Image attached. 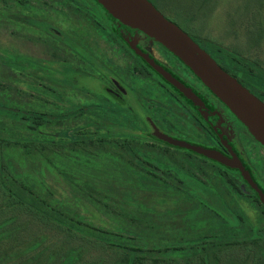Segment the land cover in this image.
<instances>
[{"label":"rangeland","instance_id":"1","mask_svg":"<svg viewBox=\"0 0 264 264\" xmlns=\"http://www.w3.org/2000/svg\"><path fill=\"white\" fill-rule=\"evenodd\" d=\"M156 2L169 20L187 31L186 26L190 27V31L198 34L204 43L218 45L238 53L254 54L264 65V0H156ZM23 3L49 12L55 20L68 17L82 25L78 17L72 15L70 7L54 0H0V15L10 14L8 19L0 16V101L30 113L50 112L54 108L71 110L70 108L75 107L72 104L93 105L95 90L93 80L88 78L87 74L65 73L58 68L49 79L41 74L19 75L16 72L15 63L30 65L33 70L39 67L38 62L31 58H22L20 54L14 57L19 49L28 56L39 55L37 53L39 50L33 49L28 43L29 37L37 35L35 27L30 28L31 22L28 20L22 19L25 21L22 25L17 19L14 20L15 14L22 10ZM57 13L61 17H58ZM184 15L190 20L189 24H185ZM58 44L60 47V42ZM111 55L113 65L124 67L125 60L119 57L117 52L113 51ZM73 61L70 59V62ZM30 86L62 95L63 100L58 101L50 95L40 94L39 90L30 89ZM141 96L139 100L144 102ZM66 97L71 101L69 104L66 103ZM98 97L104 100L102 95ZM143 102L142 107H147ZM66 130L71 136L76 137H93L105 132L110 135L124 133L121 129L113 132L99 129L96 116L87 113L77 118L53 120L43 125L40 132L48 139L51 137L52 143L28 147L21 142L11 143L0 147V155L18 166L22 175L20 181L34 187L39 199L42 200L44 195L49 196L47 203L50 205L49 209H52L51 212L68 224H78L80 228L91 230L99 239L105 237L115 241L121 240L120 238L129 241L128 239H132L129 234L135 236L142 228H154L153 234H146L141 239V246L147 248L178 246L191 239V235L184 229L182 217L167 213L175 204L151 205L155 211L149 213L140 205V202L145 204L148 200L138 196L133 199L114 192L112 189H122L132 195L131 192L136 186L131 176L123 171H137L149 175L147 172L149 170L159 178L176 183L180 188H188L218 207L213 193L198 182V180L206 182L208 177L216 172V168L202 159L192 157L195 165L192 166L176 150L149 140L135 141L121 136H110L105 141L96 138L92 142L75 144L67 138L60 137ZM27 133L20 117H11L0 112L1 135L15 134L19 137ZM134 147H139L141 151H147L158 158L163 167L148 164L145 165L146 168L137 166L129 156L132 152L130 149ZM175 170L190 172L197 180L181 172L179 175L183 179L181 184ZM254 203L255 207L245 201L242 202L243 210L253 223L261 211L260 206ZM59 212L62 214H58ZM147 218H151V221L149 222ZM26 235L20 244L19 249H22L20 252L35 255L48 253L51 260L60 254L68 255L73 246L72 243L67 244L62 249L61 245L56 244L63 239L62 233L53 232V235H50L48 232L36 231ZM183 245L182 247L185 246ZM252 247L257 251L264 248V240H260L259 247L255 245ZM117 253L115 248L97 245L95 251L87 253L83 261L86 264H112L118 260ZM235 254L236 256L232 258L226 257L223 264L253 263V250L248 256H243V245L236 248Z\"/></svg>","mask_w":264,"mask_h":264},{"label":"flooded vegetation","instance_id":"2","mask_svg":"<svg viewBox=\"0 0 264 264\" xmlns=\"http://www.w3.org/2000/svg\"><path fill=\"white\" fill-rule=\"evenodd\" d=\"M54 1L70 7L72 15L78 17L82 25L68 17L55 20L49 12L23 3L22 10L15 14L14 20L17 19L21 25L25 24L24 20H28L31 22L29 27H35L37 35L29 37L28 43L33 49L39 50L36 51L39 55L28 56L19 49L14 57L20 54L22 58H31L38 62L39 67L33 70L30 65L15 63V70L19 75L41 74L51 79L50 76L58 68L65 73L87 74L88 78L93 80L95 106L116 105L136 114L142 122L144 135L156 144L170 146L154 140L153 135L160 132L178 141L216 150L228 159L232 158L233 150L264 192V147L178 59L144 33L121 24L95 0ZM8 15L10 14L2 13L0 16L8 19ZM56 15L61 17L59 13ZM184 19L185 24L190 23L185 15ZM186 28L188 31L182 29L226 72L264 102V65L260 58L254 54L238 53L204 43L198 34L190 31V27ZM112 50L125 60L124 67L113 65ZM137 50L147 54L181 82L192 92L195 99H190L158 74ZM70 59L74 61L70 62ZM30 87L36 91L41 89ZM99 95H102L104 100H100ZM140 95L147 104L145 108L141 104L143 101L139 100ZM70 102L66 97V103ZM170 147L176 151L191 153L200 159H207L186 149ZM240 176L242 177L241 174ZM243 181L246 183L244 179ZM247 186L254 192L248 184ZM246 191L255 201L251 192ZM256 197L262 205L257 194Z\"/></svg>","mask_w":264,"mask_h":264},{"label":"trees","instance_id":"3","mask_svg":"<svg viewBox=\"0 0 264 264\" xmlns=\"http://www.w3.org/2000/svg\"><path fill=\"white\" fill-rule=\"evenodd\" d=\"M149 1L157 9L162 10L156 0ZM39 93L50 95L58 101L63 100L62 95H55L54 92H47L45 89H40ZM72 106L75 107L70 108L71 110L66 108L67 112H64L66 109L54 108L50 112L30 113L0 101V112L11 117H20L25 131L28 132L27 135H19V137L15 134L8 136L0 134V147L20 142L26 147L52 143L51 137L48 139L41 134L40 128L43 125L53 120L64 121L87 113L96 116L99 129L112 132L121 129L124 133L110 135L105 132L93 137H76L71 136L66 130L60 137L67 138L75 144L92 142L96 138L105 141L110 136H121L135 141L149 140L144 135L140 118L125 108L107 104L96 106L94 104L77 106L72 104ZM127 130L130 132H126ZM165 147L172 149L170 146ZM132 149H130L132 152L129 156L137 166L146 168L145 165L148 164L158 168L163 167L161 161L149 152L141 151L139 147ZM177 152L183 155L187 163L195 166L191 160L195 157L193 154L180 150ZM202 160L216 168V172L213 176H209L206 182L200 180L198 182L213 193L218 207L197 196L188 188H180L176 183L159 178L157 174L149 170H147L149 175L137 171H123L131 176L136 186L131 192L132 195L122 189H112L114 192L133 199L138 196V198L148 200L145 204L140 202V205L149 213L155 211L150 207L151 205L175 204V207L170 208L167 213L180 215L185 223L184 229L191 235V239L183 243L185 246L182 244L184 247L180 244L147 248L141 246V239L146 234H153L154 228H142L135 236L129 234L132 237L128 239L129 241L122 238L115 241L105 237L99 239V236L97 237L91 230L80 228L78 224L70 225L65 220L56 217V214L51 212L52 209H49L50 205L47 203L49 196L44 195L42 200L39 199L34 192V187L20 181L22 175L18 166L0 155V264H86L83 259L87 253L95 251L97 245L109 246L117 250L118 260L112 264H223L226 257L236 256V248L240 245H243V256H248V253L253 250L252 264H264V248L257 251L252 247V245L259 247L260 240H264V207L239 173L207 159ZM178 171L175 170L179 176L183 171ZM183 173L191 179L196 178L190 172ZM179 182L181 184L183 182L180 176ZM246 190L251 192L255 201L247 195ZM243 201L253 207H255L254 202L260 206L261 211L255 223L243 210ZM147 219L151 221V218ZM36 231L48 232L50 235H53V232L62 233L63 239L61 238V241L58 239L56 244L61 245L63 249L65 245L72 243L71 251L69 250L68 255L60 254L52 260L48 253L42 252L35 255L20 252L22 251L19 249L20 244L27 236L26 234ZM210 241L215 243H210ZM189 247L191 249H188Z\"/></svg>","mask_w":264,"mask_h":264},{"label":"water","instance_id":"4","mask_svg":"<svg viewBox=\"0 0 264 264\" xmlns=\"http://www.w3.org/2000/svg\"><path fill=\"white\" fill-rule=\"evenodd\" d=\"M110 16L121 24L138 30L162 46L178 59L229 111L245 126L249 134L264 147V102L252 94L233 76L226 72L191 36L169 20L149 0H95ZM137 53L162 77L195 99L192 92L171 74L156 64L147 54ZM154 140L173 147L192 151L232 170L240 172L243 179L256 192L264 206V192L252 178L238 155L231 150L228 159L216 150L194 146L156 132Z\"/></svg>","mask_w":264,"mask_h":264},{"label":"bare ground","instance_id":"5","mask_svg":"<svg viewBox=\"0 0 264 264\" xmlns=\"http://www.w3.org/2000/svg\"><path fill=\"white\" fill-rule=\"evenodd\" d=\"M136 43V42H135Z\"/></svg>","mask_w":264,"mask_h":264}]
</instances>
